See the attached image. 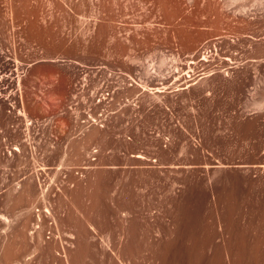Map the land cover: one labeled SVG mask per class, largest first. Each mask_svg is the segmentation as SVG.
I'll return each mask as SVG.
<instances>
[{
  "label": "rangeland",
  "instance_id": "1",
  "mask_svg": "<svg viewBox=\"0 0 264 264\" xmlns=\"http://www.w3.org/2000/svg\"><path fill=\"white\" fill-rule=\"evenodd\" d=\"M0 132V264H264V0H0Z\"/></svg>",
  "mask_w": 264,
  "mask_h": 264
},
{
  "label": "built area",
  "instance_id": "2",
  "mask_svg": "<svg viewBox=\"0 0 264 264\" xmlns=\"http://www.w3.org/2000/svg\"><path fill=\"white\" fill-rule=\"evenodd\" d=\"M9 75H11V77H9V79H10V81L9 82H11V79L12 78H14V77H16V65L13 63L12 64V68H11V70H9ZM9 85H10V87H9V91H15V89L14 88H12V85L9 83ZM11 106V105H10ZM0 134H1V132H0Z\"/></svg>",
  "mask_w": 264,
  "mask_h": 264
},
{
  "label": "bare ground",
  "instance_id": "3",
  "mask_svg": "<svg viewBox=\"0 0 264 264\" xmlns=\"http://www.w3.org/2000/svg\"><path fill=\"white\" fill-rule=\"evenodd\" d=\"M16 150V148H14ZM141 157V156H140Z\"/></svg>",
  "mask_w": 264,
  "mask_h": 264
}]
</instances>
